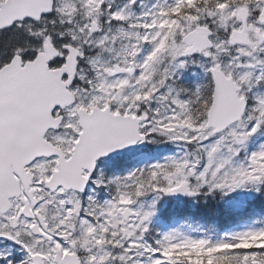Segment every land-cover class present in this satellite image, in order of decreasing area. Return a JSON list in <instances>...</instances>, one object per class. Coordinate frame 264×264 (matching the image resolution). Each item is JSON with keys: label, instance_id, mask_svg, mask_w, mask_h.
Returning a JSON list of instances; mask_svg holds the SVG:
<instances>
[{"label": "snow or ice", "instance_id": "6c2138e0", "mask_svg": "<svg viewBox=\"0 0 264 264\" xmlns=\"http://www.w3.org/2000/svg\"><path fill=\"white\" fill-rule=\"evenodd\" d=\"M0 264H264V0H0Z\"/></svg>", "mask_w": 264, "mask_h": 264}]
</instances>
